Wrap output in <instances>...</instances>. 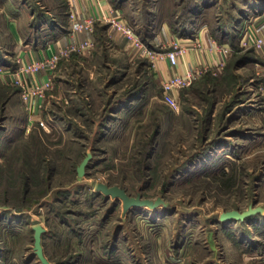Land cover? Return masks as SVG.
I'll return each mask as SVG.
<instances>
[{"label":"rangeland","instance_id":"1","mask_svg":"<svg viewBox=\"0 0 264 264\" xmlns=\"http://www.w3.org/2000/svg\"><path fill=\"white\" fill-rule=\"evenodd\" d=\"M39 1L45 4L37 3L35 17L52 7ZM214 1L207 24L199 19L191 31L209 22L220 27L229 18L234 25L247 7L245 0ZM14 2L0 0V12L10 5L9 12L18 10ZM169 2L166 14L177 15L186 0ZM145 5L127 0L117 9L150 49H173L165 21L166 34L148 28ZM60 7L67 20L69 8ZM102 27L93 51L71 53L54 67L37 116L48 129L36 119L26 129L18 86L11 80L0 86V264H41L33 249L37 224L45 228L41 244L51 264H264V213L245 222L218 219L229 209L264 207V49L240 48L223 68L179 89L174 110L162 99L161 77L150 60L133 52L123 34ZM156 32L164 44L153 41ZM246 53L257 61L237 64ZM15 57L0 55V65L15 67ZM136 85L141 96L119 108V95ZM88 150L92 158L79 177ZM98 182L117 184L129 195H162L166 204L123 213L121 199L106 197Z\"/></svg>","mask_w":264,"mask_h":264},{"label":"crops","instance_id":"2","mask_svg":"<svg viewBox=\"0 0 264 264\" xmlns=\"http://www.w3.org/2000/svg\"><path fill=\"white\" fill-rule=\"evenodd\" d=\"M245 1L246 2L244 3H246L245 5L247 7L245 9H239L238 13L241 14L239 16L241 18L239 19V22L235 21V24L233 25L234 30L239 29L238 46H240V48H244L239 45L240 39L243 35H251L252 37L258 35L264 36V0ZM40 2L41 1L39 0H35L34 3L32 0L30 2L15 0L13 4L18 7V10L15 9V11L11 10L9 12L12 6L10 5L6 8L4 7L5 10L0 12V21L3 25V28H0V45L2 46V49H0V55L3 57L5 55L19 56L22 59V62L26 63L29 60L41 59L46 55H51L55 51L60 50L61 47L72 42L89 37L94 38L95 32L97 31L95 24L92 32L81 31L74 34L70 33L68 31V19H64L66 15L62 9L60 10V5H67L69 8V5L71 4L72 10L76 12L79 18L92 13L99 15L101 11H105L110 7L109 2L106 0H102V5H99L96 0H47L46 2L50 3L49 5L52 4V7L47 5L49 7L45 8L43 13H38L37 17H35L36 11H38L36 7L37 3ZM32 4H34L35 7H32ZM40 4V8H43L45 3ZM47 18L52 19V21H47ZM98 23L108 25L107 29L111 27L109 24L99 20ZM162 23L159 29L166 34L167 29ZM194 29H196L194 34L185 37L169 32V40L166 42L170 45L172 42L177 41L181 45L187 47V50L178 56V61L175 66H172L165 58L159 59L155 62L154 65L157 69L156 75L158 76V79L159 77L162 79L164 76L175 73H183L197 64H217L219 61L223 60L225 65L228 57L237 51L227 41H223V43L218 41L216 37L211 34L207 26H195ZM194 35L198 36V45L193 44ZM164 38L163 35L161 36V32H156L153 36V41L158 44V42H162ZM220 46H230L231 51L225 55L220 51ZM133 52H136V50L134 49ZM261 53L264 56V50H262ZM215 67L217 68V66ZM223 67L224 66H222V68ZM46 74L47 72L45 70L40 71L34 76V80H43L45 79ZM9 80H11V71L5 69L3 74L0 75V86H10V84H8ZM146 87L147 86H145V88ZM88 97L89 95L86 94L85 98L88 99ZM74 107L76 109L80 108V106ZM38 114V110H34L32 113H29L26 110L23 121L26 129L29 128L30 124H32ZM99 123L100 126L103 127V122L99 121ZM69 129H72V125H69Z\"/></svg>","mask_w":264,"mask_h":264},{"label":"built area","instance_id":"3","mask_svg":"<svg viewBox=\"0 0 264 264\" xmlns=\"http://www.w3.org/2000/svg\"><path fill=\"white\" fill-rule=\"evenodd\" d=\"M98 1L99 5H102V0ZM68 31L72 34L81 31L92 32L94 29V24L96 21H102L109 24L112 28L119 31L126 37L131 44V47L139 51L140 56H145L148 58L153 66L155 62L159 59H167L172 66H175L178 61V56L186 52L187 47L181 45L179 42L174 41L171 43L173 49L165 51H154L150 49L133 31L131 26L126 20L121 17L119 10L113 7H108L107 10L101 11L99 15L94 13L89 14L85 17L79 18L72 10V5H69L68 12ZM194 45H198V36L194 35ZM95 45L94 38H85L76 42L67 44L61 47L60 50L55 51L51 55H46L41 59L29 60L26 63L22 62L19 56L15 57V67L12 65H0V75L3 74L5 69L11 71V84L18 86L19 96L21 102L24 103L27 112L32 113L34 110H40L43 107L44 98L47 90L52 87V74L54 72V67L64 56H68L71 53H90L93 51ZM239 45L245 48H257L264 49V36L258 35L256 37L242 36ZM220 51L227 55L231 51L230 46H220ZM224 66L223 60L219 61L217 64H197L192 66V68L187 69L183 73H175L172 75H167L162 77V99L169 105L172 109L177 110L178 99L176 97V92L184 87H188L192 84L195 79L203 75L208 70ZM46 71V77L43 80H34V76L40 71ZM264 76V73H263ZM264 89V82L261 86ZM36 121L43 129H48V121L35 118Z\"/></svg>","mask_w":264,"mask_h":264},{"label":"trees","instance_id":"4","mask_svg":"<svg viewBox=\"0 0 264 264\" xmlns=\"http://www.w3.org/2000/svg\"><path fill=\"white\" fill-rule=\"evenodd\" d=\"M110 1L112 5H114L116 8L121 7V6L123 7L125 2H127V0H110ZM175 1L177 0H173V2ZM198 1L199 2H197V0H186L185 6L179 11V14H177L178 15L177 16L175 14H172L173 12L172 13L170 12L171 14H166L167 12L166 6H168V4H171L169 0H147V5H145V11H144V14L147 16L146 24L150 30L153 29L154 31L155 29H158V27H160L163 21H165L170 28V32L176 33L183 37L191 36V34H194V32L191 31V26L195 24L199 19H201L202 21L205 20V22L203 23L207 24L208 19H204L207 15V10L211 9V7H213L215 3L214 0H198ZM162 3L164 6L163 8H162ZM63 7L67 8V5H64ZM154 8L156 9L157 12L154 11ZM65 15H67V10L65 12ZM95 25L96 27L99 26L98 21L95 22ZM208 25H209L208 29L210 30L211 34L214 37H216L218 41H220L221 43H223V41H227L236 50L240 49V46H238V39H239L238 30L239 29L237 30L235 29L233 34L230 33L232 26H233L232 18L224 19L223 22L220 24V27H217L216 24L211 23V22H209ZM100 26H103L102 29H105L108 27V25H101V24ZM150 33L152 32H147L146 34L147 38L152 35V34L150 35ZM252 50L253 49H251V51ZM247 53L241 54L240 57L237 59L236 63L241 65L246 62H256L257 61L254 57L250 56ZM262 62L264 63L263 60ZM5 66H8V65H5ZM141 93H142V88L140 87V85H136L135 87H130L126 91H124L121 95H119L115 103L119 106V108L123 109L124 107H127L128 105H132L131 104L132 101L130 100L137 99L138 96H141L140 95ZM145 101L146 100H144V102ZM138 102L139 103H136V105L141 106L142 101H138ZM154 139H155L154 137H151V140L148 143L149 145H147L148 149L145 155L146 156L145 168H148V169H150V163H148L147 161L152 156L154 149H155L154 141H153ZM197 156L198 154L196 153L194 157H191L189 159V161L194 160L195 158H197ZM182 167H180V169L175 171V173L172 175V179L179 175V172L182 169ZM249 218H253V216L248 217L245 220H248ZM242 222H245V221H242Z\"/></svg>","mask_w":264,"mask_h":264},{"label":"water","instance_id":"5","mask_svg":"<svg viewBox=\"0 0 264 264\" xmlns=\"http://www.w3.org/2000/svg\"><path fill=\"white\" fill-rule=\"evenodd\" d=\"M92 158V151L88 150L86 153V156L82 158V160L79 163V166L77 167V175L83 176L86 171V167L88 166V163L90 159ZM168 182H164L163 188L161 192L163 193L167 187ZM96 189L101 191L106 197H116L121 199L122 205H123V213H126L130 210L131 207H151L156 208L160 205L166 204L164 196L160 195L156 199L152 198H144L141 196L140 193H137L136 195H129L125 188L113 184L109 185L105 182H98L96 185ZM264 213V207L263 206H254L252 204L248 205L245 210H238V209H229L226 211H223L219 214L218 219L222 222H227L229 220H238V221H245L246 218L255 216L256 214H262ZM45 228L41 224H37L33 226V232H34V242H33V249H35V253L38 256L41 264H51L47 260V258L44 255V249L42 248L41 240H42V234L44 233Z\"/></svg>","mask_w":264,"mask_h":264}]
</instances>
